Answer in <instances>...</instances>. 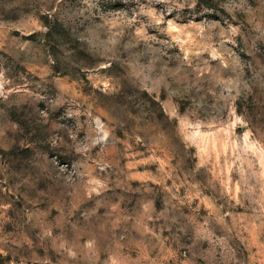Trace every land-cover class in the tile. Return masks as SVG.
Returning <instances> with one entry per match:
<instances>
[{
    "label": "rangeland",
    "instance_id": "374dc122",
    "mask_svg": "<svg viewBox=\"0 0 264 264\" xmlns=\"http://www.w3.org/2000/svg\"><path fill=\"white\" fill-rule=\"evenodd\" d=\"M0 264H264V0H0Z\"/></svg>",
    "mask_w": 264,
    "mask_h": 264
}]
</instances>
